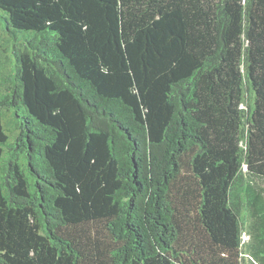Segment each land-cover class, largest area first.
Returning a JSON list of instances; mask_svg holds the SVG:
<instances>
[{"label": "trees", "instance_id": "1", "mask_svg": "<svg viewBox=\"0 0 264 264\" xmlns=\"http://www.w3.org/2000/svg\"><path fill=\"white\" fill-rule=\"evenodd\" d=\"M0 264H264V0H0Z\"/></svg>", "mask_w": 264, "mask_h": 264}]
</instances>
